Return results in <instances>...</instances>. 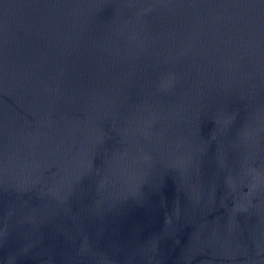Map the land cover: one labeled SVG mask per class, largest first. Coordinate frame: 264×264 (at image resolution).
<instances>
[{"label": "water", "instance_id": "95a60500", "mask_svg": "<svg viewBox=\"0 0 264 264\" xmlns=\"http://www.w3.org/2000/svg\"><path fill=\"white\" fill-rule=\"evenodd\" d=\"M0 264H264V0H0Z\"/></svg>", "mask_w": 264, "mask_h": 264}]
</instances>
